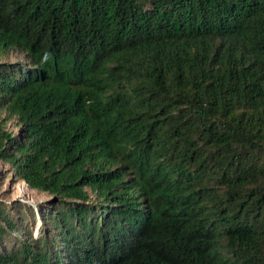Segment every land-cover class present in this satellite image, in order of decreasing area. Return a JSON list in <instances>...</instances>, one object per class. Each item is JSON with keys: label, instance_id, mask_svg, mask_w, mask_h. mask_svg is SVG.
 <instances>
[{"label": "trees", "instance_id": "1", "mask_svg": "<svg viewBox=\"0 0 264 264\" xmlns=\"http://www.w3.org/2000/svg\"><path fill=\"white\" fill-rule=\"evenodd\" d=\"M11 49L0 264H264V0H0Z\"/></svg>", "mask_w": 264, "mask_h": 264}, {"label": "rangeland", "instance_id": "2", "mask_svg": "<svg viewBox=\"0 0 264 264\" xmlns=\"http://www.w3.org/2000/svg\"><path fill=\"white\" fill-rule=\"evenodd\" d=\"M27 64L25 55L17 50L11 49L6 55L0 57V65L2 64ZM5 114L1 113V119ZM0 119V120H1ZM7 130L19 134V129L16 128L15 123L10 121L6 124ZM264 159V152L262 153ZM52 198L47 194H40L27 188V186L13 176L10 166L0 162V203L4 204L7 209V214L10 218H16L19 211V205H27L33 208L36 213L35 224L28 223V230L35 238L39 235V227L41 226L40 216L38 215L39 206L48 207ZM24 216L28 217V211H23ZM14 239V235L11 236ZM11 242H8L10 244Z\"/></svg>", "mask_w": 264, "mask_h": 264}]
</instances>
